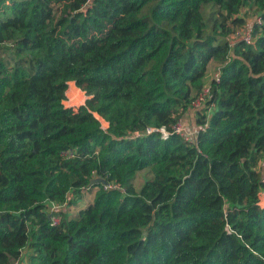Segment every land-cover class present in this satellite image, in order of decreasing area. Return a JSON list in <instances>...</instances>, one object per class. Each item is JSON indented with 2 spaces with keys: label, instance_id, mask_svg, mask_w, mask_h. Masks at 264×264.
Instances as JSON below:
<instances>
[{
  "label": "trees",
  "instance_id": "16d2710c",
  "mask_svg": "<svg viewBox=\"0 0 264 264\" xmlns=\"http://www.w3.org/2000/svg\"><path fill=\"white\" fill-rule=\"evenodd\" d=\"M0 4V264L24 248L27 264H264V0ZM247 6L253 42L231 43ZM70 81L87 96L75 109ZM206 84L195 143L145 133L170 130ZM87 187L77 215L48 211Z\"/></svg>",
  "mask_w": 264,
  "mask_h": 264
},
{
  "label": "rangeland",
  "instance_id": "374dc122",
  "mask_svg": "<svg viewBox=\"0 0 264 264\" xmlns=\"http://www.w3.org/2000/svg\"><path fill=\"white\" fill-rule=\"evenodd\" d=\"M2 8V9H1ZM9 15V12L3 8V6L0 4V18H5L6 16ZM203 15L205 22L208 26V29L211 30L213 21H219L220 20V14L218 13L217 9L212 6V5H207L203 8ZM240 16H243L245 18L246 24L248 26H253V23L256 21L257 18V11L254 6H247L241 9ZM10 41V40H9ZM217 67L212 66L210 67V72L209 76L207 78L208 81L211 80V77L215 73ZM67 98L63 102L67 107L70 105L73 108H77L78 106L85 105V101L87 99V96L81 91L74 82H70L66 91ZM194 111H188L185 116L181 119L182 123L184 124L185 127L188 129H194L197 127L195 120H194ZM96 115V114H95ZM103 124V120L101 121ZM260 168L261 170L264 171V157L260 162ZM153 173L151 171V168H145L143 170L137 171L132 178V184L136 190H139L142 184L147 180L152 177ZM96 188H92L90 190H82L81 196L79 198V202L74 204V205H68L67 206L71 207L68 209L66 206H63L61 204L60 210H65L67 216H72V215H77L78 211L91 203H93V200L96 195ZM58 204V203H57Z\"/></svg>",
  "mask_w": 264,
  "mask_h": 264
},
{
  "label": "built area",
  "instance_id": "2783aa9c",
  "mask_svg": "<svg viewBox=\"0 0 264 264\" xmlns=\"http://www.w3.org/2000/svg\"><path fill=\"white\" fill-rule=\"evenodd\" d=\"M256 22L257 23L260 22V19L258 16L256 18ZM253 39L254 38L252 36V26H248V24H245L242 28H240L237 32H235L232 35L231 43H234L236 40H240L246 44H251L253 42ZM213 77L216 80L218 79V77H219V66L217 67L215 73L213 74ZM68 85H69V82H68ZM209 93H210V86L206 84L203 86L201 91L194 96V98L192 99V101L190 103L188 111H191V112L194 111L195 112L196 110L204 107V104L206 103V100L209 97ZM66 98H67V95H66ZM68 107H71V106L69 105ZM95 117L100 121L101 127L103 129H106L107 123L103 119H101L99 116L95 115ZM102 120H103V124L101 122ZM198 129H199L198 127L194 128V129L192 128L191 130L188 129L187 127L184 126V124L182 123V121L180 119L178 122H176L170 126V130L166 129L165 127H160V128L150 127V128L146 129L145 133L150 134L152 132H159L161 137L164 139L167 138L170 134L174 133V134H178L179 136H181L187 142L195 143L196 142V134H197ZM62 156L65 157L66 159L73 158L75 156V151L70 150V149L65 150L62 152ZM262 182L264 183V174L262 176ZM103 187L105 190H108L110 188H118L119 186H118V184L116 185L113 183H110V184L106 183V184H103ZM86 189L89 190L90 187H87ZM259 204H260V206H264V192L263 191H261L259 193ZM61 205L66 206L68 209L71 208V207L67 206L66 202L61 204ZM61 205L54 203V202H48V211L57 212L60 210ZM51 221H52V224H57L60 221V218L57 215H53L51 217ZM30 252L31 251L29 248L22 249L19 257L16 259H12V261L9 264H27L28 255L30 254Z\"/></svg>",
  "mask_w": 264,
  "mask_h": 264
},
{
  "label": "crops",
  "instance_id": "0c3cea01",
  "mask_svg": "<svg viewBox=\"0 0 264 264\" xmlns=\"http://www.w3.org/2000/svg\"><path fill=\"white\" fill-rule=\"evenodd\" d=\"M212 66H213V67H214V66L218 67V64L215 63V62H212V63L209 64L208 70H207L206 75H205V77H204V79H203V80H204V83H207V82H208L207 78H208V76H209V73H211V72H210V67H212ZM70 82H73V81H70ZM70 82H69V83H70ZM184 116H185V115H184Z\"/></svg>",
  "mask_w": 264,
  "mask_h": 264
},
{
  "label": "water",
  "instance_id": "95a60500",
  "mask_svg": "<svg viewBox=\"0 0 264 264\" xmlns=\"http://www.w3.org/2000/svg\"><path fill=\"white\" fill-rule=\"evenodd\" d=\"M97 182L106 184V181L104 179H101V178H93L92 180H90V184L97 183Z\"/></svg>",
  "mask_w": 264,
  "mask_h": 264
}]
</instances>
